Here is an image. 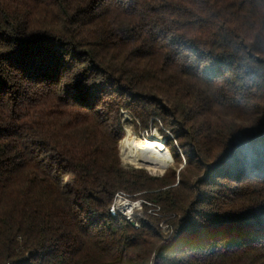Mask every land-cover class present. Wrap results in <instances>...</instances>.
Masks as SVG:
<instances>
[{
  "label": "trees",
  "instance_id": "16d2710c",
  "mask_svg": "<svg viewBox=\"0 0 264 264\" xmlns=\"http://www.w3.org/2000/svg\"><path fill=\"white\" fill-rule=\"evenodd\" d=\"M0 264H264V0H0Z\"/></svg>",
  "mask_w": 264,
  "mask_h": 264
},
{
  "label": "bare ground",
  "instance_id": "6f19581e",
  "mask_svg": "<svg viewBox=\"0 0 264 264\" xmlns=\"http://www.w3.org/2000/svg\"><path fill=\"white\" fill-rule=\"evenodd\" d=\"M123 154L129 161L146 166L152 171H163L171 161L168 150L158 141L145 139L132 142L128 137L122 141Z\"/></svg>",
  "mask_w": 264,
  "mask_h": 264
},
{
  "label": "rangeland",
  "instance_id": "374dc122",
  "mask_svg": "<svg viewBox=\"0 0 264 264\" xmlns=\"http://www.w3.org/2000/svg\"><path fill=\"white\" fill-rule=\"evenodd\" d=\"M236 118L238 120H240V116H236ZM126 119H128V116H126ZM129 138L132 142H135V143H141L143 142L145 139H151V140H155V141H158L162 146L165 147V145H163L161 143V140L163 139L162 135L160 134V132L156 129V128H152L151 129V132L148 134V138H141L140 136H137L132 130H131V127H130V124H125V135L124 137L122 138V140L119 141L118 143V148H119V155H120V159H121V162L124 166H132V167H135V168H143L145 170H147V172L151 175H154V176H157V175H161L168 167H171L173 165V162H172V158H171V161L169 162L168 166L161 172H158V171H152L150 169H148L146 166H143V165H139L137 163H134V162H131L129 161L128 158H126L123 154V145H122V141L126 138ZM166 148V147H165ZM168 151L169 148H166ZM170 155V154H169ZM171 157V155H170ZM136 210V209H135ZM167 226V225H165Z\"/></svg>",
  "mask_w": 264,
  "mask_h": 264
},
{
  "label": "built area",
  "instance_id": "2783aa9c",
  "mask_svg": "<svg viewBox=\"0 0 264 264\" xmlns=\"http://www.w3.org/2000/svg\"><path fill=\"white\" fill-rule=\"evenodd\" d=\"M143 203L149 205L147 202L140 199L132 201L124 192L119 191L114 195L113 201L109 207V213L111 216H117L118 214H121L126 219L131 220L132 212L135 209L140 210L142 208ZM152 210L157 211L158 209H152ZM162 227L165 230L168 229V226H162Z\"/></svg>",
  "mask_w": 264,
  "mask_h": 264
}]
</instances>
